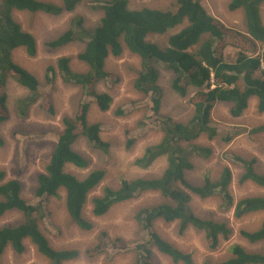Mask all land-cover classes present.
<instances>
[{
  "label": "trees",
  "instance_id": "16d2710c",
  "mask_svg": "<svg viewBox=\"0 0 264 264\" xmlns=\"http://www.w3.org/2000/svg\"><path fill=\"white\" fill-rule=\"evenodd\" d=\"M80 0H60V4L37 0H0V126L10 119L7 104L9 81L27 91L24 98L16 102V114L26 118L28 111L40 98L39 108L50 116L55 114L52 88L57 76L66 86L77 89L83 100L77 104L74 114L61 119L62 131L53 146L44 173L38 175L34 191L35 204L21 197V184L15 180H5L0 171V218L7 213L17 212L21 222L16 226L0 227V257L10 248L16 254L25 251L28 241L37 254L48 264H69L78 258L77 250H56L52 248L40 230L39 223L44 217L43 203L64 192V209L70 220L82 231L92 230V225L83 217V209L89 195L100 185L104 177L102 170L89 172L82 180L65 173L67 165L78 169L87 168V161L73 150L74 143L84 138L95 150L107 152L106 144L100 136L98 124H90L88 115L93 100L101 113L109 112L112 98L108 93L98 92L97 87L106 82L116 83L119 77L106 70L110 56L121 57L125 51L140 61V72L133 82L137 92L150 96L151 111L161 133V139L147 146L133 165L145 170L163 158L165 168L161 175L153 179L135 178L122 180L117 189L104 188L100 196L91 198V214L105 215L112 207L134 200L146 193L156 194L161 202L150 207L139 208L134 219L146 239L131 248L134 264H151V250L170 259L174 264H194L190 254L184 253L164 239L154 230L155 223H177L179 233L189 227L202 232L209 250L217 249L221 240H228L231 230L225 223L197 218L190 206V196L207 199L220 196L222 206L232 209L236 219L247 215L264 213V197H246L234 203L228 192L233 175L224 166L216 181L205 177L202 185L193 186L185 179V173L193 168L192 157L207 159L212 151L208 147L194 144L198 139L220 138L228 143L239 135V130L220 137L221 132L213 124L211 112L218 104L230 105L229 114L239 118L252 98L257 99V111L264 113V26L260 9L264 0H230V11L242 10L246 34L226 29L220 22L209 16L201 0H172L162 8H134L129 0H96L92 9L99 13V24L93 31L82 27L80 17L70 20L69 27L54 40L46 43L50 49H61L80 42L83 48L76 60L84 66L82 72L71 67L72 58H58L54 66H49L45 74V86L29 72L12 61V53L23 50L34 58L37 43L32 34L24 31L14 19L15 13H42L59 16L74 12ZM183 26L177 32L174 29ZM153 36H167L165 45L148 41ZM231 36V37H229ZM206 37L205 40H202ZM230 38L234 42L226 39ZM261 48H259V46ZM231 47L235 55L229 58L226 48ZM161 70L170 71L173 79L170 88L179 97L188 98L192 110L186 122H176L159 114L161 89L158 79ZM259 73L256 75V73ZM195 89V90H194ZM122 115V111L117 112ZM248 139L264 150V125L247 131ZM127 144L133 145L132 140ZM3 140L0 137V148ZM242 169L238 184L252 183L264 188V174L254 169V159L244 160L235 156ZM240 235L249 244L264 242V219L255 231H242ZM94 246L85 252L89 259L115 253L128 252L129 244L119 238L109 239L106 232H99ZM230 257L222 262L203 264H264L263 253H250L238 244L229 247Z\"/></svg>",
  "mask_w": 264,
  "mask_h": 264
},
{
  "label": "rangeland",
  "instance_id": "374dc122",
  "mask_svg": "<svg viewBox=\"0 0 264 264\" xmlns=\"http://www.w3.org/2000/svg\"><path fill=\"white\" fill-rule=\"evenodd\" d=\"M60 4V0H37ZM96 0H80L74 12L59 16L42 13H15L14 19L22 29L36 40L37 54L34 58L28 57L23 50L12 53V61L31 73L41 87L45 86V74L49 66H54L58 58H72L71 67L75 72H82L84 66L76 60L77 54L83 48L80 42L69 44L61 49H50L46 43L54 40L69 27L70 20L75 17L82 18V27L93 31L99 24V13L93 10L92 4ZM230 0H201L200 3L207 14L220 22L226 29L246 33V24L241 10L230 11ZM172 0H129L134 8L150 7L164 8ZM261 20L264 25V4L261 7ZM180 26L173 30L177 32ZM231 37V36H229ZM167 36H153L148 41L165 45ZM204 37L202 40H205ZM234 42L230 38L226 39ZM227 55L232 58L235 51L226 48ZM106 70L119 77L116 83L106 82L97 87L98 92L108 93L112 98L109 112L101 113L93 100L89 99L90 110L88 122L98 124L101 139L108 144L107 152L95 150L84 139L79 138L73 145V150L81 155L88 163L87 168L78 169L67 165L65 173L82 180L93 170L104 172L100 185L92 192L83 209V217L92 225V230H80L68 217L64 209V192L60 190L57 197L49 198L45 203L44 217L39 223L43 235L49 245L56 250H77L79 256L69 264H134L133 250L135 243H142L147 237L138 227L134 215L139 208L150 207L161 202L153 193H146L138 198L117 204L105 215L94 217L91 214V198L100 196L106 187L117 189L122 180L135 178L153 179L161 175L165 168V160L161 158L145 170L133 165L135 159L140 157L144 149L161 139L156 116L152 113L150 96L137 92L133 82L140 72L139 59L127 51L121 57L110 56L106 62ZM173 74L161 70L158 85L161 89V106L159 114L170 117L176 122H186L192 115L188 98L193 93L190 90L186 97H179L170 88ZM195 90V89H194ZM55 114L53 116L43 112L38 106L39 101L33 104L26 118L16 114V102L28 93L12 81L7 85V104L10 119L0 126V137L3 146L0 148V171L6 175L5 180L15 179L21 184V197L30 204H35L34 191L38 175L44 173L49 161L54 144L62 131L61 119L74 114L77 104L83 100L80 92L66 86L57 76L52 88ZM229 104H218L211 112L213 124L221 132L220 137L231 133L230 129H238L239 135L230 142L225 143L220 138L208 140L206 137L198 139L194 144L211 149L209 158L203 159L193 156V168L185 173L186 181L193 186L202 185L205 177L216 181L224 166L231 169L233 180L228 187L234 203L246 197H264V188L252 183L238 184L237 180L242 172L239 163L234 160L239 156L244 160L254 159V169L259 174H264V150L257 143L248 139L247 131L264 125V113L257 111V100L252 98L247 109L239 118H232L229 114ZM118 111H122L120 116ZM128 140L133 145L127 144ZM189 206L193 214L202 220L225 223L231 230L228 240H221L217 249L211 251L207 248L202 232L189 227L184 233H179L177 223L157 222L153 230L166 242L178 250L190 254L194 264L205 262H222L230 257L229 247L238 244L250 253H263L264 242L249 244L241 235L242 231H255L264 219V213L247 215L236 219L232 209L222 206L223 200L218 196L199 199L190 196ZM20 213L11 212L0 218V227L16 226L21 222ZM106 232L109 239H122L129 244L128 252L115 253L108 251L106 255L89 259L85 252L95 245L99 232ZM25 251L16 254L10 248L6 249L0 257V264H48L28 241L24 242ZM151 264H174L170 259L161 255L156 250H151Z\"/></svg>",
  "mask_w": 264,
  "mask_h": 264
},
{
  "label": "clouds",
  "instance_id": "9594fccd",
  "mask_svg": "<svg viewBox=\"0 0 264 264\" xmlns=\"http://www.w3.org/2000/svg\"><path fill=\"white\" fill-rule=\"evenodd\" d=\"M263 5V4H262ZM262 5L260 6V7H262ZM242 11V10H241ZM243 12V11H242ZM244 16V15H243ZM260 16H261V9H260ZM245 20V19H244ZM262 21V20H261ZM246 24V23H245ZM263 24V23H262ZM264 26V25H263ZM246 34V33H245ZM259 46V48H261V46L260 45H258ZM259 73L257 72L256 73V75H258ZM255 98V97H254ZM257 100V99H256Z\"/></svg>",
  "mask_w": 264,
  "mask_h": 264
}]
</instances>
